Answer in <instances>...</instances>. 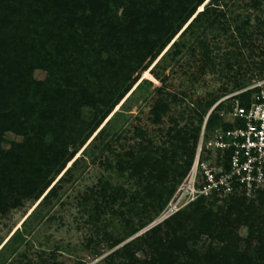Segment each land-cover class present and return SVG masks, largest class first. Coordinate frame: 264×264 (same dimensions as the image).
<instances>
[{
    "label": "trees",
    "instance_id": "1",
    "mask_svg": "<svg viewBox=\"0 0 264 264\" xmlns=\"http://www.w3.org/2000/svg\"><path fill=\"white\" fill-rule=\"evenodd\" d=\"M252 1L257 6L262 0ZM224 4L225 0H0V213L39 200L0 247V264H16L5 260L6 251L24 241L31 218L42 217L40 209L51 205L79 161L98 146L111 173L90 189L92 200L82 198V208L89 221L101 224L96 232L99 226L114 228L115 218L121 220L118 236L103 231L110 247L132 236L102 264H176V252L185 255V264H264V212L245 195L224 196L229 203L217 209L206 205L209 198L199 196L189 208L137 234L164 208L188 172L203 119L218 96L209 95L193 106L196 126L193 117L183 126L170 117L173 125L159 144L140 127L130 148L116 151L104 142L118 112L113 109L143 86L147 79H139L149 67L158 78V70L197 48L214 67L206 34L217 26L226 33L230 21L236 22L223 12ZM248 21L234 27V40L249 38ZM228 60L223 65L231 69ZM36 71L43 72V78L35 77ZM165 79L166 75L154 89L149 111L153 125L162 122L178 98L166 89ZM223 105L207 117L204 138L216 127H231L216 111ZM84 107L90 109L89 116ZM8 134L19 139H9ZM113 178L132 180L139 189L127 195ZM255 198L264 200V193ZM189 221L194 223V240L205 235L219 245H210L202 255L190 248L185 235L177 233ZM241 224L248 231L243 240L236 232ZM164 227L168 234L161 242L157 238ZM50 260L40 257V264H59L53 251Z\"/></svg>",
    "mask_w": 264,
    "mask_h": 264
},
{
    "label": "rangeland",
    "instance_id": "2",
    "mask_svg": "<svg viewBox=\"0 0 264 264\" xmlns=\"http://www.w3.org/2000/svg\"><path fill=\"white\" fill-rule=\"evenodd\" d=\"M225 2L223 12L226 13L227 17L236 19V22L229 20L230 28H227L226 33L217 26L206 34L207 43L211 48L210 56L214 67L207 64L205 58L201 55V50L198 48L193 53L184 51L177 63L172 62L171 66L165 70H158V78H154L149 73V67L144 73H141L139 79V81L147 79V81H144L143 86L136 90L123 106L121 105L122 100L113 109L112 112H118L111 120L110 128L108 129L109 133L104 142L108 141L113 144L116 151L130 148L138 140V137L135 136V129L140 127L147 135L153 138L155 143L159 144L165 138L163 136L165 130L173 125L170 117L178 120L179 126L187 124L189 118L193 117V126H196L198 124L197 117L193 116L191 112L199 99L210 98L211 96L209 95L218 96V99H220L241 87L250 85L254 80L264 75V0L257 6L254 5L252 0H225ZM246 20H249V24L246 26V33L249 38L244 41L234 40L230 36V34H234V27ZM232 41L236 44H232ZM240 45H243L241 49L238 48ZM226 52L228 54H225ZM226 59H229L228 62L231 65V69L224 67L223 64ZM164 75H166L164 82L166 89L175 92L178 98L171 103L170 109L163 116L162 122L158 125H153L149 120V111L155 100L154 89L160 85L159 79L164 77ZM43 76V72H35V77L43 78ZM180 99L183 100L181 101ZM226 105H223L221 109H216V111L219 113L224 112ZM83 110L85 116H89L90 109L84 107ZM204 121L205 117L200 133L204 126ZM117 132L121 133L119 139L115 140ZM7 137L9 139H19L10 134ZM99 150V146L92 151L88 150L84 158L76 166L72 179L64 183L59 196L52 200L51 205L40 209L42 217L35 214L31 218L26 227L27 232L23 235L24 241L14 245V249L6 251L5 260L7 262L40 264V257H43L52 263L50 254L53 251L59 264H76L78 261H83L84 264H102L107 254L132 238L131 236L122 243L120 242V244L110 247L109 241L103 237V231L106 229L114 237L118 236L122 230L120 227L121 220L115 218L114 228L99 226L100 229L98 228V232H96L97 225L101 224H93L89 221L88 212L82 208V198L87 197L92 200L90 189L92 187L95 189V185H97L101 176H107L111 173L102 163L104 161L102 159L104 152L102 153ZM112 181L113 183L122 184L127 191V195L139 189L132 180L117 181L116 178H113ZM255 197L248 198V201L252 202L253 207L264 212V200ZM38 202L39 200L32 204L31 200H27L19 207L10 208L4 214L0 213V247L21 225L22 221L31 213ZM228 203L229 198L225 199V197L219 196L209 198L206 205L217 209L225 208ZM187 208H189V205L178 211ZM160 213L159 211V213L153 214V219L149 225L137 234H142L148 228L161 224L170 217L159 220ZM193 230L194 223L189 221L185 222L177 233L184 234L188 239L189 247L195 249L198 254L202 255L205 253L210 245L216 247L219 245L217 241L211 240L205 235L194 240L192 236ZM236 232L243 240L248 234L247 226L241 224ZM167 234L168 230L164 227L157 239L163 242L167 239ZM242 240L238 244L241 249H244L246 245ZM257 246V240L254 239L252 248L256 249ZM94 251H99V254H95ZM138 256L140 258L144 257L140 250L138 251ZM176 256V264L186 263L187 259L184 254L176 252Z\"/></svg>",
    "mask_w": 264,
    "mask_h": 264
},
{
    "label": "built area",
    "instance_id": "3",
    "mask_svg": "<svg viewBox=\"0 0 264 264\" xmlns=\"http://www.w3.org/2000/svg\"><path fill=\"white\" fill-rule=\"evenodd\" d=\"M247 94L246 98H242ZM230 128L216 127L204 138L207 117L218 105ZM191 166L160 211L165 219L199 196L264 193V75L218 99L207 111ZM155 223V222H154Z\"/></svg>",
    "mask_w": 264,
    "mask_h": 264
}]
</instances>
